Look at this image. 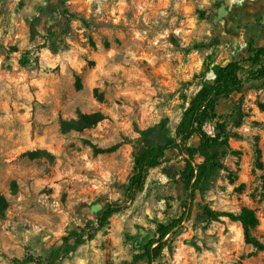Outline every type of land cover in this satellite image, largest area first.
Instances as JSON below:
<instances>
[{"label": "rangeland", "instance_id": "1", "mask_svg": "<svg viewBox=\"0 0 264 264\" xmlns=\"http://www.w3.org/2000/svg\"><path fill=\"white\" fill-rule=\"evenodd\" d=\"M49 1L0 0V193L8 200L0 212V264L28 254L46 257L71 229L109 205L120 206L109 223L55 264H121L159 222L181 214L185 199L176 150L149 170L133 200L125 198L132 150L140 146L133 123L144 128L167 115L174 130L199 88L194 75L208 54L222 63L246 56L250 40L264 43V0H59L53 5L78 16L70 29L56 12L39 20L33 37L30 23ZM49 26L62 40L56 54L42 48ZM28 51L33 59L24 66L20 59ZM260 104L264 79L247 82L220 102L218 112L238 153L224 159L221 176L196 196L164 264H264V250L245 242L240 222L198 218L204 204L234 212L250 207L259 219L252 233L264 242ZM78 110L101 111L106 118L63 133L61 119L75 118ZM205 129L213 132L212 124ZM88 140L98 147L127 143L95 154ZM37 148L51 155L25 154Z\"/></svg>", "mask_w": 264, "mask_h": 264}, {"label": "trees", "instance_id": "2", "mask_svg": "<svg viewBox=\"0 0 264 264\" xmlns=\"http://www.w3.org/2000/svg\"><path fill=\"white\" fill-rule=\"evenodd\" d=\"M225 8L220 7V14L225 13ZM60 14L64 19L65 30L70 29L71 22L78 16L67 9H59L50 1L39 8V15L31 21L30 30L33 37L36 35V26L43 16L54 17V13ZM201 15L204 13L201 11ZM84 21V18H81ZM60 33L49 26L45 42L42 48H47L51 53L60 51ZM216 54L206 56L201 71L194 75L199 84L198 90L189 98L181 118L174 130L169 125L170 118L163 115L161 119L147 127L141 128L137 122L133 123L134 131L138 134V146L132 150L133 171L125 192V198L130 201L141 192L146 183L148 172L162 163L169 150H176L183 162L179 170L180 178L184 184L185 199L182 204V212L167 222H159L153 235L144 236L139 244V250L135 252L130 261L121 264H135L143 261L145 264H164L166 256H173V234L181 228L182 223L192 216L194 201L198 194L204 195L210 185L220 176L225 169L224 159L238 151L230 145V131L218 107L223 99H228L233 93L240 91L247 82L264 79V43L255 45L250 40L247 44V54L241 59H230L222 63L215 62ZM31 52H26L20 59L22 65L32 62ZM37 60V57H35ZM213 73V78L207 75ZM80 80L77 88H81ZM99 100H103V94L98 93ZM186 97V96H185ZM264 110V104H260ZM106 118L101 111L83 112L77 111V116L71 119H61L60 127L63 133L70 131H84L96 126ZM211 123L213 132L209 133L205 125ZM94 153H110L116 151L127 141H121L108 147H98L88 140ZM30 158L41 155H51L45 149H32L25 152ZM260 151L257 150V158ZM259 160V159H257ZM8 207L6 196L0 193V212ZM120 209V206L109 205L98 212L95 219H88L78 229H71L63 238V244L52 249L46 257L28 254L24 257H15L14 264H55L58 260L73 255L77 247L86 240L94 239L97 233L108 223L111 216ZM202 212L198 218L206 223L229 218L240 222L243 228L244 240L259 250H264V242L258 239L252 232L259 224L258 216L254 209L243 207L239 212L217 210L208 204L202 206Z\"/></svg>", "mask_w": 264, "mask_h": 264}, {"label": "water", "instance_id": "3", "mask_svg": "<svg viewBox=\"0 0 264 264\" xmlns=\"http://www.w3.org/2000/svg\"><path fill=\"white\" fill-rule=\"evenodd\" d=\"M57 1H59V0H51V3L54 4Z\"/></svg>", "mask_w": 264, "mask_h": 264}, {"label": "built area", "instance_id": "4", "mask_svg": "<svg viewBox=\"0 0 264 264\" xmlns=\"http://www.w3.org/2000/svg\"><path fill=\"white\" fill-rule=\"evenodd\" d=\"M208 132L210 133V132H212V130H208Z\"/></svg>", "mask_w": 264, "mask_h": 264}]
</instances>
